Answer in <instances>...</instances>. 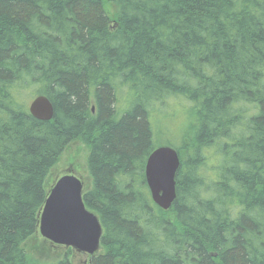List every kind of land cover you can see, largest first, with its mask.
<instances>
[{"label": "trees", "instance_id": "1", "mask_svg": "<svg viewBox=\"0 0 264 264\" xmlns=\"http://www.w3.org/2000/svg\"><path fill=\"white\" fill-rule=\"evenodd\" d=\"M170 98L189 107L162 210L144 167ZM77 138L102 226L90 264H264V0H0V264H40L23 243Z\"/></svg>", "mask_w": 264, "mask_h": 264}, {"label": "water", "instance_id": "2", "mask_svg": "<svg viewBox=\"0 0 264 264\" xmlns=\"http://www.w3.org/2000/svg\"><path fill=\"white\" fill-rule=\"evenodd\" d=\"M28 111L38 120L53 117V105L44 95L34 96ZM178 166V153L168 145L155 147L146 158L144 176L150 197L163 210L176 197ZM82 190V181L76 175L65 173L57 177L38 212V232L52 243L93 255L99 248L102 227L97 215L85 206Z\"/></svg>", "mask_w": 264, "mask_h": 264}, {"label": "rangeland", "instance_id": "3", "mask_svg": "<svg viewBox=\"0 0 264 264\" xmlns=\"http://www.w3.org/2000/svg\"><path fill=\"white\" fill-rule=\"evenodd\" d=\"M104 7L106 8V4ZM31 96L28 97L27 101ZM130 100L129 91L123 90L120 95H117L115 107L118 116L129 108ZM188 107L189 104L185 100L170 98L158 102V104L150 109L148 119L152 125L155 147L170 142L175 146L179 144L180 133H182L183 127L188 120ZM87 154L88 148L79 138L71 141L60 154L57 162L49 170L46 183L51 184L56 176L71 172L80 177L87 188L90 181L86 165ZM23 247L40 264H50L64 256H68L72 264H81L83 260L81 254L73 253L72 250L64 246L50 245L44 242L38 233L33 238L26 240L23 243Z\"/></svg>", "mask_w": 264, "mask_h": 264}, {"label": "flooded vegetation", "instance_id": "4", "mask_svg": "<svg viewBox=\"0 0 264 264\" xmlns=\"http://www.w3.org/2000/svg\"><path fill=\"white\" fill-rule=\"evenodd\" d=\"M81 263L83 264V262L81 261Z\"/></svg>", "mask_w": 264, "mask_h": 264}]
</instances>
